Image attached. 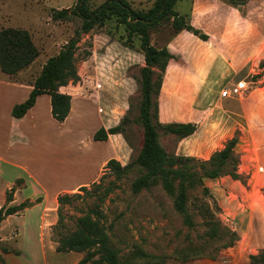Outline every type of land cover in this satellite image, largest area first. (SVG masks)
Segmentation results:
<instances>
[{"label": "rangeland", "instance_id": "obj_1", "mask_svg": "<svg viewBox=\"0 0 264 264\" xmlns=\"http://www.w3.org/2000/svg\"><path fill=\"white\" fill-rule=\"evenodd\" d=\"M78 1L0 0V29L17 28L29 31L40 51L38 59L24 70L26 71L24 74H18L9 79L31 82L39 76L47 60L57 55L61 48L75 36L76 31L81 27V20L73 17L69 21H55L53 14L63 9L73 10ZM106 1L91 0L90 6L95 9ZM129 2L135 9L147 11L153 6L155 0H129ZM176 10L183 15H189L191 25L206 34L208 40L205 42L188 31L179 36L181 34L176 33L170 23H165L151 32L152 44L155 47L163 48L172 43L170 51L175 53L168 70L162 74L163 81L158 98L159 122L174 124L191 121L193 112L189 104V96L191 90L197 85V75L200 72L196 71L198 64L195 63L206 58V50L214 51L216 46L221 55L226 51L239 55L242 49L249 58L248 67L231 83L232 76L226 78L221 86L220 97L225 101V98L221 96L225 89L243 84L242 94L226 99L227 102L225 101L224 104L231 105L232 101L247 103L248 107L250 106L249 115L254 121V127L257 133L262 134L264 121L256 119L253 95L255 91L264 87V71L259 68L264 60V0H250L243 6L232 5L227 0H178ZM109 32L115 33L116 38L126 33L123 27L117 29L116 22L112 21L105 28L95 29L89 35L83 36L77 57L78 71H81L84 76L80 86L86 83L89 89H92L96 95L102 96L105 102L113 96L116 100L113 112L116 119L122 120L124 116L129 115L131 127L128 130V136L131 144L129 145L123 137L127 146L118 151L121 158L119 161L121 163L125 161V165H128L135 160L143 142V130L136 124L141 100L137 79L140 76V68L145 62L144 56L139 52L138 38L134 39L135 49L132 50L109 36L107 34ZM230 43H234V48L229 47ZM87 51H90L92 55L85 60L83 57ZM212 82L213 79L208 81L211 85ZM112 84L118 85L116 92L114 90L111 92ZM73 86V84L68 85L71 88ZM5 99L7 96H4L0 103V111L4 110ZM203 112V115L207 117L210 111ZM92 114H95L94 109L91 110ZM210 125L215 126V123ZM160 133L161 145L170 154L178 155L179 139ZM234 137L238 138L236 151L240 159L239 179L235 180L230 176L228 179L239 181L246 187L251 180H257L260 186L264 185V173L259 172V167H264V146L259 143L257 157L254 150L248 157L249 152L244 151L243 145L249 136H244L240 146L238 145L243 133L238 130ZM81 138L82 136L77 134L61 137L60 131L58 129L55 131V146L50 149L48 157L54 159L57 166L60 165L59 163L64 164L61 168L63 171L59 175L66 180L68 175L77 171L81 162L86 160L84 154L87 146L83 145ZM32 151L34 155L38 153V149H32ZM242 167L247 172L241 173ZM141 174L142 171L139 168L132 169L122 177L108 172L102 180L97 182L99 186H88L89 192L78 190L72 193L79 196L72 198L71 202L62 208L64 223L54 230L56 236L72 233L77 229L79 217L96 211L103 217L102 223L109 234L110 245L118 253L120 264H146L152 260L139 257L141 253L156 257L159 264H185L205 259L201 257L207 256L216 260L228 237L224 235L223 229L220 236L215 238L209 236V228L198 210L199 204L205 201L211 206L216 218L222 222V226L230 228L221 218L223 210L214 195L212 194L213 198L203 199L200 190L192 192L189 207L194 215L196 226L189 228L185 225L183 217L175 210L173 199L162 190L161 186L143 190L140 193L133 192V182ZM22 178L27 181L25 176ZM6 183V179L1 181L0 191ZM261 190L264 192V188ZM88 264L104 263L99 262V256H96L95 262Z\"/></svg>", "mask_w": 264, "mask_h": 264}, {"label": "crops", "instance_id": "obj_2", "mask_svg": "<svg viewBox=\"0 0 264 264\" xmlns=\"http://www.w3.org/2000/svg\"><path fill=\"white\" fill-rule=\"evenodd\" d=\"M184 32H180L179 36ZM171 46L172 43L167 48L170 50ZM229 47L234 48V43H230ZM223 54L214 46V51L206 50V58L195 63L198 64L196 71L200 72L197 85L189 96L192 119L183 124L196 122L198 130L179 141L177 154L180 156L208 160L214 152L223 149L224 143L233 138L238 130L243 133L238 146L244 141V136H249L243 145L244 151L249 152L248 157L252 150L257 157L259 143L264 146V132L257 133L249 115L250 106L241 101H232L226 106L224 103L227 100L220 97L226 78L232 76L231 83L242 71H246L249 58L242 49L239 55L227 51ZM79 73L83 78L81 71ZM9 78L0 71V103L7 96L4 110L0 111V163L3 164L0 183L3 179L7 180L0 191V208L19 206L25 202L33 203V206L0 223V255L6 264H78L83 254L57 251L53 229L59 220L58 197L99 182L108 162L121 159L118 151L127 146L122 134H111L107 141L94 140L99 129L104 127L109 130L120 123L121 118L116 119L113 114L116 100L112 96L105 102L86 83L84 86L79 83L72 88H60L61 92L72 96L71 111L63 123L54 119L48 94L39 96L35 106L23 118L16 119L12 109L29 98L36 78L31 82ZM211 79L212 85L208 83ZM117 87V84H112L111 92H116ZM253 98L256 119L264 121V87L255 91ZM92 109L95 114L91 115ZM205 110L210 111L207 117L203 115ZM56 129L61 137L69 134L82 136L81 142L87 146L86 160L81 162L77 171L68 175L67 180L59 175L64 164L57 166L54 159L48 157L50 149L55 146ZM32 149H38V153L34 155ZM122 164L125 165V161ZM240 172L247 171L242 167ZM259 172L264 173V167H259ZM23 176L27 181L23 180ZM205 183L222 207L223 222L239 235V240L234 246L223 249L216 260L199 259L185 264H251V255L264 250V192L261 190L264 185L251 180L246 187L239 181H230L228 176L208 178ZM13 188V200L8 202L7 193Z\"/></svg>", "mask_w": 264, "mask_h": 264}, {"label": "trees", "instance_id": "obj_3", "mask_svg": "<svg viewBox=\"0 0 264 264\" xmlns=\"http://www.w3.org/2000/svg\"><path fill=\"white\" fill-rule=\"evenodd\" d=\"M232 5L243 6L250 0H227ZM91 0H79L76 7L69 11L63 9L55 11V21H69L73 17L81 20V27L58 52L50 57L42 68L41 73L35 79L29 98L17 104L12 109V115L16 119L23 118L31 110L39 96L48 94L51 97L52 115L59 123H63L71 111L72 96L60 91L61 87L69 84L78 85L82 77L78 71L77 57L83 36L89 35L95 29H103L112 21L116 22V28H124V36L116 38L115 33H107L129 49H135L134 39L140 41L139 52L144 56V66L140 68L137 82L140 86L141 100L139 103V116L136 124L143 130L142 147L135 160L128 165H122L117 159H111L105 170L102 180L108 172L122 177L132 169L139 168L142 174L133 182L134 193L149 190L161 186L162 190L174 201V208L189 228H194L196 222L190 211L189 202L191 194L200 190L203 199L213 198L205 179H217L224 176L238 180V157L236 146L238 138L228 140L224 148L214 152L208 160H200L189 156L170 154L160 143L161 133L172 135L180 140L195 134L198 125L195 123L162 124L159 122L158 98L163 81V73L174 55L167 47L157 48L152 44L151 32L170 23L176 33L188 31L207 41L208 36L191 25L189 15H183L176 10L178 0H155L153 6L145 10L135 9L129 0H107L101 6L93 9ZM92 53L87 51L84 59L87 60ZM40 56L29 31L17 28L0 29V71L9 77H15L20 72L30 67ZM264 71V60L259 66ZM131 108V107H130ZM131 122L129 115L124 116L120 123L106 130L99 129L94 135L95 141H107L111 134H122L130 145L128 130ZM97 182L91 186H99ZM13 188L7 193V201L13 200ZM79 192H89L88 187H81ZM77 194H61L58 197L59 220L54 227V238L58 243V252H75L84 254L78 264L95 262L99 256V262L104 264H120L119 256L110 245V237L102 223V215L96 211L88 212L77 220V229L69 234L56 236L54 230L64 223L62 208L69 204ZM40 200V199H39ZM33 203L25 202L19 206L0 208V223L7 217L14 215ZM199 214L205 225L209 228V236L215 238L225 231L228 241L223 249L234 246L239 240V235L216 218L211 206L202 201L198 206ZM223 229V230H222ZM219 252V253H220ZM144 259H152L146 264H159L156 257L139 254ZM200 258V257H199ZM197 258V259H199ZM215 259L213 257H201ZM251 264H264V250L258 255H251ZM0 264H6L0 255Z\"/></svg>", "mask_w": 264, "mask_h": 264}, {"label": "built area", "instance_id": "obj_4", "mask_svg": "<svg viewBox=\"0 0 264 264\" xmlns=\"http://www.w3.org/2000/svg\"><path fill=\"white\" fill-rule=\"evenodd\" d=\"M243 84H238V86L233 87V88H229V89H225L222 92V98L228 99V98H232V97H236L242 94V88H243ZM262 170V169H260Z\"/></svg>", "mask_w": 264, "mask_h": 264}]
</instances>
